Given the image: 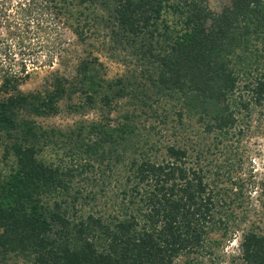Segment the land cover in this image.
<instances>
[{"label": "trees", "instance_id": "1", "mask_svg": "<svg viewBox=\"0 0 264 264\" xmlns=\"http://www.w3.org/2000/svg\"><path fill=\"white\" fill-rule=\"evenodd\" d=\"M75 1L101 11L109 41L130 50L134 67L108 79L88 55L74 77L54 74L44 90L23 92L29 73L4 46L0 145L12 160L0 174V264H207L216 256L208 238L227 237L235 209L226 208L238 193L209 176L203 145H161L139 113H157L152 91L174 103L179 120L197 116L216 146L240 132L241 115L264 101V0H228L219 11L208 0ZM39 8L63 14L57 0ZM72 30L83 40L82 28ZM75 95L70 112L100 119L66 130L36 121ZM122 100L129 106L112 120ZM239 249L244 264H264V235L253 226Z\"/></svg>", "mask_w": 264, "mask_h": 264}, {"label": "rangeland", "instance_id": "2", "mask_svg": "<svg viewBox=\"0 0 264 264\" xmlns=\"http://www.w3.org/2000/svg\"><path fill=\"white\" fill-rule=\"evenodd\" d=\"M41 1L43 2L0 0V60L4 57V46L9 44L17 54L13 58L15 67L20 68L24 62L29 75L20 85L21 91L44 90L54 74L74 77L78 61L88 55L98 59L104 76L108 79L121 76L134 67L130 50L120 43L109 41L108 31L100 20L102 13L97 7L78 5L75 0H57L59 5H63V14L54 15L53 12L42 13L43 10L39 8ZM68 1L72 2L67 6L65 3ZM226 4L228 0H208V5L213 11H219ZM27 9L31 11L28 19ZM94 17L98 22L93 20ZM76 26L82 28L83 40L73 33L72 28ZM20 36L25 37L23 41ZM19 46L21 51L16 49ZM150 94L149 103L152 108L157 109V113L149 109L139 113L140 127L146 123L151 125L152 132L157 131L155 139H158L161 145L177 141L176 139L181 142L188 138L192 140V145H203L200 159L209 176L229 193L230 189L238 193L236 198L229 194L233 202L229 203L226 209H230L228 212L235 210L234 216L229 220L227 237L222 238L216 232L208 238V242L213 244L216 256L207 264H244L239 249L242 233L253 226L264 235V101L254 104L241 115L240 132L216 146V141L211 135L203 134L197 116L183 115L179 120L178 108L174 103L153 95L152 91ZM3 96L0 92V98ZM78 102L76 95L71 100H63L57 115L37 118L36 121L43 126L66 130L100 119V112L96 110H87L84 113L70 112L68 107ZM127 106L129 105L126 100L120 101L118 109L111 113L110 118L117 120L120 112ZM179 121L185 124L184 130ZM3 153V145H0V174L8 170L6 163L10 164L12 160H4ZM217 172L219 177L215 176ZM114 184L115 180L112 179L110 185ZM239 198L242 199V206L234 208V199ZM218 241L219 244H216ZM184 261V258H179L172 264H185ZM9 264L23 262L14 260Z\"/></svg>", "mask_w": 264, "mask_h": 264}]
</instances>
